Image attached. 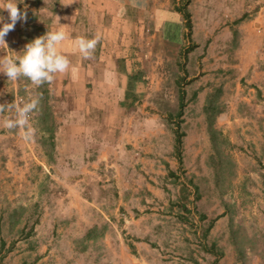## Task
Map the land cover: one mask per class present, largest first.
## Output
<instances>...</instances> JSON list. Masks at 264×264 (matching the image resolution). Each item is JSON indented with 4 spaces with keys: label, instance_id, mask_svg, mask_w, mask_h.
Listing matches in <instances>:
<instances>
[{
    "label": "rangeland",
    "instance_id": "1",
    "mask_svg": "<svg viewBox=\"0 0 264 264\" xmlns=\"http://www.w3.org/2000/svg\"><path fill=\"white\" fill-rule=\"evenodd\" d=\"M33 1L15 0L27 19L0 57L47 31ZM104 4L67 35H100L92 59L64 40L70 67L52 83L0 74V104L39 100L32 141L0 126V264H264V98L238 31L264 19V0ZM250 33L252 45L264 35ZM202 240L216 260H203Z\"/></svg>",
    "mask_w": 264,
    "mask_h": 264
},
{
    "label": "clouds",
    "instance_id": "2",
    "mask_svg": "<svg viewBox=\"0 0 264 264\" xmlns=\"http://www.w3.org/2000/svg\"><path fill=\"white\" fill-rule=\"evenodd\" d=\"M17 5L15 0H5L0 6V10L8 13V20L10 21L4 23L3 17H0V24L3 25L0 27V45L6 48H8L5 40L7 34L14 30L18 21L26 22L27 19L26 12H22ZM57 18L59 19V17ZM67 38V34L63 30H48L44 35L27 43L22 51V56L15 58L12 56L0 57V74L5 75L7 80L12 82L25 78L37 87L45 83H52L57 73H66L69 70V59L57 50V46ZM100 40V35L91 39L80 37L75 40V46L82 58L92 59ZM38 104V99L26 102L22 106L15 101L0 104V115L5 112H15V118H4L0 122V126L9 131L19 129V134L25 142L32 141L35 129L30 125V117L37 109Z\"/></svg>",
    "mask_w": 264,
    "mask_h": 264
},
{
    "label": "crops",
    "instance_id": "3",
    "mask_svg": "<svg viewBox=\"0 0 264 264\" xmlns=\"http://www.w3.org/2000/svg\"><path fill=\"white\" fill-rule=\"evenodd\" d=\"M5 2V0H0V6L3 5V3ZM103 0H34L32 3L27 5V9L30 10V12H32L34 15L33 19H35V23H39L42 26H44L45 29L50 30L52 29V31H57L59 30V27H54L55 24L59 23L57 22L59 19H65L68 20L69 23V28L67 30H65V32L67 33V35L71 34L70 31L74 29H78L79 25L77 23V16L78 14L81 15H87L88 11L90 16H92V12L95 13H99L100 10L104 9L106 6L105 4L102 6ZM100 4V5H99ZM105 6V7H104ZM29 7V8H28ZM0 13H2V15H6V11H2L0 10ZM59 17V19L57 18ZM258 21V22H257ZM257 24V25H256ZM101 30H103L102 27H99ZM255 28L257 29V33H263L264 31V19H258V18H253V19H247V22L244 20L240 23V25L238 26V31L242 30V33L245 35V40L248 41V45H247V55L246 57H248V65L246 67V74L249 73V81L252 84L256 85L257 88V95H260L261 97L264 98V35L263 38H261L260 41H255V45H252V43L254 44V42H251V39H247L246 33H248L249 35H252L251 30ZM44 31V29L42 30ZM46 30L44 31L45 33L47 32ZM105 32V31H104ZM43 33V32H42ZM44 33V34H45ZM71 36V35H70ZM66 42L70 44H75V41L73 40H67ZM253 49V50H252ZM245 68V67H244ZM252 89L249 93V95L251 94ZM255 92L253 91L252 94H254ZM256 94V93H255ZM196 95V93H195ZM123 99L121 98L120 100H124L126 93L122 94ZM196 100H197V95L195 96ZM198 98L201 100L202 97L199 95ZM253 97H251L252 99ZM264 103V100H263ZM211 231V228H210ZM202 242V246L203 252L202 256L204 255V259L203 260H216V255L214 253L213 248L210 246L211 244L209 243V245L207 246L206 244L208 243L207 241H201ZM139 243L136 247L135 243L134 246L136 247L137 250H141V252H143L142 250L146 251V258L148 254H152V249L149 247H144L143 249V244L145 245H149L143 241H139L136 242ZM193 256H195L196 260H195V264H197V255L193 254ZM141 260H144V258L142 257ZM199 261H201V259L199 258Z\"/></svg>",
    "mask_w": 264,
    "mask_h": 264
},
{
    "label": "trees",
    "instance_id": "4",
    "mask_svg": "<svg viewBox=\"0 0 264 264\" xmlns=\"http://www.w3.org/2000/svg\"><path fill=\"white\" fill-rule=\"evenodd\" d=\"M178 12H181L183 14V17L185 19V27L186 29L189 30V32L186 34V36H189L190 35V28H191V21H190V15L189 13L184 10V9H181V10H178ZM129 79L131 80V77L129 76ZM130 84V83H129ZM129 86V85H128ZM128 96H130V93L127 92L126 93V97L125 98H128ZM181 115V113L179 114V116ZM181 148H182V140H181V135H178L177 136V140H176V149H177V156L179 158V161L181 160ZM91 234V233H89Z\"/></svg>",
    "mask_w": 264,
    "mask_h": 264
}]
</instances>
